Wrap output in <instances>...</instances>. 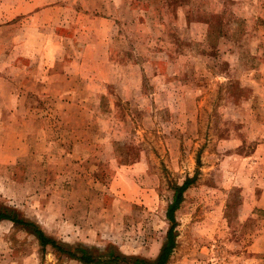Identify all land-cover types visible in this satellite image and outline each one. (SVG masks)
<instances>
[{"label": "rangeland", "instance_id": "rangeland-1", "mask_svg": "<svg viewBox=\"0 0 264 264\" xmlns=\"http://www.w3.org/2000/svg\"><path fill=\"white\" fill-rule=\"evenodd\" d=\"M0 208L96 251L154 259L171 228L165 264H264V0H0ZM0 264L84 263L2 219Z\"/></svg>", "mask_w": 264, "mask_h": 264}, {"label": "trees", "instance_id": "trees-1", "mask_svg": "<svg viewBox=\"0 0 264 264\" xmlns=\"http://www.w3.org/2000/svg\"><path fill=\"white\" fill-rule=\"evenodd\" d=\"M194 178L195 177L187 178L180 186L176 187L174 198L166 211L169 220L172 222L174 219L172 213L179 206L183 191L194 181ZM2 219L9 220L13 224L22 226L26 231L37 238L43 248L49 245L65 256L77 259L84 264H165L174 246V241L170 236L171 228L167 232L166 241L162 244L158 255L154 259H147L125 255L113 246H109L104 251H96L83 244L71 245L58 241L46 234L36 223L23 218L13 209L0 208V220Z\"/></svg>", "mask_w": 264, "mask_h": 264}]
</instances>
